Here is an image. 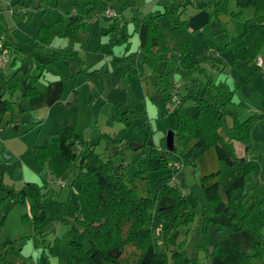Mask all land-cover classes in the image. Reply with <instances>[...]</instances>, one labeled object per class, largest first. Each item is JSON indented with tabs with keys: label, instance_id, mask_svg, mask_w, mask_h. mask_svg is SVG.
Wrapping results in <instances>:
<instances>
[{
	"label": "rangeland",
	"instance_id": "374dc122",
	"mask_svg": "<svg viewBox=\"0 0 264 264\" xmlns=\"http://www.w3.org/2000/svg\"><path fill=\"white\" fill-rule=\"evenodd\" d=\"M254 12L251 6L239 7L237 0H0V55L4 59L0 93L11 96L17 108V120L0 126V240L11 238L2 248L10 264H66L76 212L91 219L80 190L79 166L69 163L58 176L48 163L37 160L36 145L52 142L74 116L76 131L105 158L110 155L108 142L122 141L125 148L111 158L127 164L130 174L145 169L155 192L165 181L166 169L157 161L164 151L162 141L178 122V91L185 93L208 79L223 84L222 99L228 110L237 112L240 119L253 113L258 118L251 130L247 162L233 166L218 162L220 184L241 169L247 172L245 187L233 192L241 205L210 216L237 225L241 206L255 199L247 218L262 223L264 234V72L255 65V58L234 63L226 44L241 33ZM149 13L177 34L176 44L171 40L172 58L158 60L156 68L143 62L138 70L133 62L140 53L136 24ZM185 46L199 70H176ZM27 70L47 93L43 107L32 108L22 93ZM185 108L195 112L197 106L188 101ZM174 144H180L176 135ZM152 148L154 153H150ZM236 150L245 153L244 144L236 141ZM255 160L258 172L253 168ZM200 173L182 165L176 183L179 186L182 181L186 198L199 213L210 206L199 183ZM27 183H34L42 202L45 218L41 222L33 219L28 197L20 201L12 195L13 189L20 191ZM177 220V243H183L191 257L188 264L194 258L207 262L210 246L218 241L216 226L203 230L199 215L190 221ZM167 226L172 227L170 220L154 215L152 231L163 247Z\"/></svg>",
	"mask_w": 264,
	"mask_h": 264
},
{
	"label": "trees",
	"instance_id": "16d2710c",
	"mask_svg": "<svg viewBox=\"0 0 264 264\" xmlns=\"http://www.w3.org/2000/svg\"><path fill=\"white\" fill-rule=\"evenodd\" d=\"M237 5L241 8L251 6L255 12L244 22L241 33L231 36L226 43L234 63L252 60L264 49V0H237ZM155 16L149 13L142 21L137 20L140 53L133 62H137L138 70L143 62L156 68L158 60L173 57L174 44L171 40H175L176 44L177 34L162 26ZM176 70L182 73L199 70V65L191 59L189 47L185 46L181 52ZM223 87L222 83L208 79L201 85L195 83L185 93L178 91L175 103L178 122L174 134L180 144H174V148L169 150L166 140L162 141L164 151L157 164L166 169L163 173L165 181L155 192L151 191L144 175L145 169L140 168L130 174L127 164L115 163L111 158L125 148L122 141L108 142L110 155L105 158L76 131L74 116L52 142L34 147L37 160L41 164L48 163L58 176L64 173L69 163L80 168V190L91 212V219H84L76 212L69 229L71 250L66 264H188L191 257L183 249V243H177L179 231L174 226L177 219L184 217L185 221H190L196 215L200 216L203 230H209L211 224L215 225L220 239L213 246L207 262L201 263L194 258L193 264H264L262 223L247 218L255 199L249 206H241L242 218L237 225L231 221L213 220L210 216V213L228 211L231 205H241L242 200L237 202L233 192L245 187L247 172L241 169L220 184L218 162L223 160L231 166L247 162L245 155L238 154L236 141L242 142L245 151H249L251 130L258 121L256 113L240 119L237 112L228 110L227 101L222 99ZM21 90L29 98L32 108L45 106L47 93L39 89L37 76L29 70L24 74ZM167 94L169 98L173 96L170 91ZM188 101L196 104L195 112L186 110ZM14 102L11 96H4V91L0 93V126L17 120ZM239 103L244 104L243 101ZM77 144L81 145L79 151ZM145 151L144 146L142 152ZM155 151L152 148L150 153ZM170 160H180L183 165L201 171L199 183L210 203L207 209L199 213L196 205L189 202L182 181L179 186L169 183ZM253 168L259 171L257 160L253 161ZM34 189V183H27L20 191L13 189L12 195L20 201L28 197L33 219L41 222L45 211ZM154 215L172 222V227H165L162 233L166 247L159 244L152 231ZM261 216L264 219V209ZM9 240L11 238L0 240V264H10L8 252L2 251ZM11 264L24 263L13 261ZM43 264L48 262L43 261Z\"/></svg>",
	"mask_w": 264,
	"mask_h": 264
},
{
	"label": "built area",
	"instance_id": "2783aa9c",
	"mask_svg": "<svg viewBox=\"0 0 264 264\" xmlns=\"http://www.w3.org/2000/svg\"><path fill=\"white\" fill-rule=\"evenodd\" d=\"M112 12V11H110ZM4 64L3 56L0 55V66ZM255 64L258 68L262 69L264 72V57L262 55H257L255 58ZM183 165V163L180 160H170L168 163V168L170 169V183L172 185H176V183H179L178 179V171L180 167Z\"/></svg>",
	"mask_w": 264,
	"mask_h": 264
},
{
	"label": "water",
	"instance_id": "95a60500",
	"mask_svg": "<svg viewBox=\"0 0 264 264\" xmlns=\"http://www.w3.org/2000/svg\"><path fill=\"white\" fill-rule=\"evenodd\" d=\"M174 131L171 129L166 135V145L169 150L174 148Z\"/></svg>",
	"mask_w": 264,
	"mask_h": 264
},
{
	"label": "crops",
	"instance_id": "0c3cea01",
	"mask_svg": "<svg viewBox=\"0 0 264 264\" xmlns=\"http://www.w3.org/2000/svg\"><path fill=\"white\" fill-rule=\"evenodd\" d=\"M263 51V50H262ZM262 51L260 52V54L259 55H262L263 57H264V54L262 53ZM256 65V64H255ZM180 83H178V85H179ZM47 96V95H46ZM251 150V149H250ZM250 150L249 151H245V147H244V151H245V153H243V154H241V155H245L246 157H247V160H248V155H249V152H250ZM239 154V153H238ZM212 230V229H211ZM216 236L218 237V240L220 239V234H216ZM213 249V246L211 245L210 246V253H211V250ZM209 253V254H210Z\"/></svg>",
	"mask_w": 264,
	"mask_h": 264
}]
</instances>
